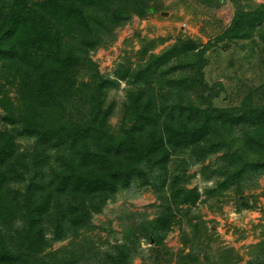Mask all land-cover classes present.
Masks as SVG:
<instances>
[{
    "label": "trees",
    "instance_id": "1",
    "mask_svg": "<svg viewBox=\"0 0 264 264\" xmlns=\"http://www.w3.org/2000/svg\"><path fill=\"white\" fill-rule=\"evenodd\" d=\"M116 13L125 18L120 9ZM238 14L232 33H224L227 44L248 38L247 26L262 19L259 13ZM113 19L110 0H0V122L6 127L0 133V264L129 263L139 248L137 236L125 235L102 260L90 245L80 257H56L46 251L45 235L83 236L82 229H92L91 217L138 181L161 201L157 218L141 225L147 240L160 246L156 230L174 219L178 210L172 209L198 198L181 188L179 169L169 166L187 149L199 160L227 150L221 191L264 174V100L253 92L237 107L212 105V94L200 83L211 44L197 52L185 44L188 60L168 69L195 72L193 82L169 79L162 67L166 55L158 57L141 75L151 81L149 88L127 94L119 127H111L112 82L92 68L87 49L102 43ZM84 62L95 80H78ZM11 92L13 101L7 99ZM19 131L29 140L22 152Z\"/></svg>",
    "mask_w": 264,
    "mask_h": 264
},
{
    "label": "rangeland",
    "instance_id": "2",
    "mask_svg": "<svg viewBox=\"0 0 264 264\" xmlns=\"http://www.w3.org/2000/svg\"><path fill=\"white\" fill-rule=\"evenodd\" d=\"M110 1L115 25L112 24V31L101 44L88 47L87 54L92 68L104 80L112 82L108 85V102L115 112L109 123L115 130L119 127L127 94L151 85V81L141 75L158 57L166 55L162 67L169 79L194 81L195 77L191 76H196L195 72L189 74L187 68L177 69V72L168 70L176 68L178 59L188 60L190 52H183L185 44L192 45L194 52L207 44L213 45L205 52L200 83H206L214 107H237L253 92H257V99L264 100V90L259 91L264 86V0ZM148 8L153 9V14L147 12ZM118 9L123 15L126 13V19L117 18ZM239 12L246 14L245 18L259 13L262 19L257 20L253 28L247 26L248 38L241 42L230 40L227 44V40L223 41L224 33L231 29ZM80 71L78 80H95L86 62L80 66ZM115 83L117 87H113ZM190 89L188 85L189 92ZM196 91H191V95L196 97ZM15 97L11 92L7 99L13 101ZM5 128L0 122V133ZM16 139L21 152L24 151L29 140H24L20 131ZM226 152L217 151L199 160V154L187 149L170 158L171 171L179 169L181 188L196 191L198 198L192 205L172 209L178 210L174 219L166 228L156 230L161 236L160 246L147 240L141 225L157 218L162 209L161 201L151 189L141 188L138 181L116 193L113 201H107L102 212L91 217L92 229L81 230L83 236L67 235L64 239L52 240V234L47 233L46 251L56 257L66 254L80 257L85 254L84 245H90L97 257L104 260L113 246L123 243L125 235H133L139 237V248L127 264L263 263L264 174L254 179V175L247 177L248 183L234 181L221 191L224 173L229 168L230 156Z\"/></svg>",
    "mask_w": 264,
    "mask_h": 264
}]
</instances>
